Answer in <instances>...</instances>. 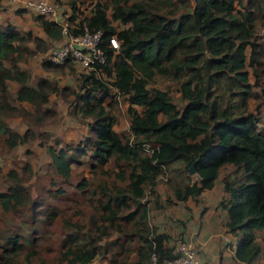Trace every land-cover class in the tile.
Here are the masks:
<instances>
[{
	"label": "trees",
	"instance_id": "trees-1",
	"mask_svg": "<svg viewBox=\"0 0 264 264\" xmlns=\"http://www.w3.org/2000/svg\"><path fill=\"white\" fill-rule=\"evenodd\" d=\"M65 1L70 30L100 29L105 54L103 62L78 73L74 88L65 87L73 96L72 113L85 120L80 141L56 147L54 139L45 146L51 174L46 192L56 197L71 187V208L60 212L51 200L31 196L22 179L32 173L29 160L20 173L10 167L0 189V264H45L43 226L54 219L60 222L55 264H99L94 258L150 264L151 255L157 261L171 257L165 234L148 220L150 205L158 204L160 176L166 173L173 198L183 201L210 188L224 164L232 169L221 176L218 204L234 237L235 264L253 260L260 249L254 229L264 228V120L258 103L247 100L257 95L249 74L257 78V66L264 68V44L254 36L255 21L264 30V0H87L86 12L79 0ZM33 18L46 37H63L59 22L40 13ZM112 34L115 49L107 45ZM29 40L37 50L47 47L30 29L0 22V134L9 149L30 138L32 129L18 132L5 115L21 113L38 124L52 110L41 104L54 84L42 76L28 82L18 64L34 50ZM71 62L41 61L60 67ZM8 80L17 83L14 95ZM117 96L126 103L123 131L113 126ZM11 97L31 103L32 110L12 104Z\"/></svg>",
	"mask_w": 264,
	"mask_h": 264
},
{
	"label": "rangeland",
	"instance_id": "rangeland-1",
	"mask_svg": "<svg viewBox=\"0 0 264 264\" xmlns=\"http://www.w3.org/2000/svg\"><path fill=\"white\" fill-rule=\"evenodd\" d=\"M57 1L59 4H61L60 0ZM61 2L63 3V0ZM87 3V0H79L78 6L81 7L84 12H86L85 7ZM29 14L31 17H33V13ZM21 21L23 22V24L26 22L24 19H21ZM255 23L256 25L254 36L256 37V41H262V43L264 44V37H261V33L264 32L263 25L262 23L259 24V21H255ZM18 28L27 29L20 25L18 26ZM59 44L60 43L56 45ZM31 45L32 47H34L33 52L30 55L26 56L25 59L19 60L18 64L27 72L28 82H33L36 76H42L45 77L50 83L54 84V88L50 89L47 94L46 101L41 104V107L51 108L52 110L44 114L38 124H31L30 120L32 119L24 117L21 113L5 115V122H7V124L11 128L17 130L20 133L23 132L25 129H29V131H31L30 129H32V136L26 141L17 142L12 148L9 149L5 145L4 136L0 134V189H2L8 182V180L3 177V174H5L9 168L14 166L15 170L20 173V165L24 164L23 161L29 160L32 167V173L29 174V176H27L26 174H22V179H24L23 182L25 183V185L29 187V192L31 196L34 197L35 195H41L44 198L51 200L57 207L58 211L62 212V210L65 209L69 211L71 205L69 202L70 198L68 196V191L71 187L67 186L66 192L59 194L56 197H50L46 192V189L51 184L49 181L51 174L47 171L46 168L48 155L45 146L47 144L53 143L54 139L58 141L56 147H59L64 143H76L80 141L81 136L86 130V125L84 122L85 120L76 117V114L74 115V113H72V102H69V100L72 99L73 96L70 92L65 90V87L74 88L76 86L75 79L78 73L80 72V67L77 66V63L73 60H71V67L67 65H64L65 67L43 65L41 61L43 60V58L49 59L48 52L50 48L54 45L50 46L49 44H47V47L43 51L35 49V46L32 43ZM257 69V78L249 74L251 88L254 92H257V95H255L254 98L249 97L247 103L250 106H252L253 103H258V109L260 112L257 113V115L260 116V120H264L263 64L257 66ZM7 84L11 95H14V89L17 86V83L12 80H8ZM154 84L157 86H165L166 80H157L154 82ZM170 91L172 94H176L172 87L170 88ZM117 99L118 102L115 103V108L113 110L116 115V120L113 126L115 130L123 131L127 128L128 124V115L125 112L126 103L120 96H117ZM10 101L12 104L18 107H23L25 109L32 110V105L29 102L14 100L12 99V97ZM231 169L232 168L230 164H224L223 166H221L218 172V176L214 180L211 188H206L202 190L196 198L189 197L183 202L173 198L171 188L168 182L166 181V173H163L156 184L155 191L157 192V202L158 197L160 196V194H162L164 195L163 199L166 201V203L165 206L160 205L161 207H156V212L153 211V205H150L149 210H152L153 212H149L148 215L150 225L152 227L154 226V221L159 213H166V218L171 220L174 224L177 221L176 213L182 208H184V212L188 213L189 218H192L191 221H194V219L199 218L198 215L201 214V210H203L205 206L213 204V201L218 199V197L221 195V176L223 174H226ZM189 174L191 175L192 172H189ZM166 194H169L168 196L171 197L170 200L166 199ZM149 203H151V200ZM218 205L219 204L217 203V206ZM78 207H82L83 210H87V207L82 203L79 204ZM168 227L171 228V225H168ZM43 229H45V236L41 245L42 256L46 260L45 264H55L53 260V252L57 243L56 240L58 239V234L60 232V222L57 219L48 221V223L43 226ZM208 229L211 228L208 226ZM254 234L256 241L259 243L260 249L254 259L247 264H264V228H255ZM208 236L210 235L208 234ZM212 237L214 240V248L215 244H217L216 251L214 253L210 252L207 254L203 249L202 245L199 244V242H196L198 241L196 237L190 236L184 238L191 239V241L193 242V246L196 250L197 258L201 262L204 261V263L202 262L203 264H206L208 260L211 263L215 264L219 251H221L220 259L224 260V258L227 257L228 250H231L233 244V236L230 233L225 234L224 232H221L219 236L212 235L209 238L212 240ZM214 237L217 240L214 239ZM172 239L169 245L173 247L174 239ZM207 242L211 243L210 240ZM219 243L225 247L220 248ZM205 249L212 250L209 246ZM204 254L206 255L204 256ZM128 255L131 256L132 253H129ZM203 258L204 260H202ZM220 259H218L219 263ZM104 260L105 259L94 258L91 262L103 264ZM126 264H128V262Z\"/></svg>",
	"mask_w": 264,
	"mask_h": 264
},
{
	"label": "crops",
	"instance_id": "crops-1",
	"mask_svg": "<svg viewBox=\"0 0 264 264\" xmlns=\"http://www.w3.org/2000/svg\"><path fill=\"white\" fill-rule=\"evenodd\" d=\"M61 1L62 0H60L61 4H59L60 7H58V15H57L58 18L56 20L59 21L60 19H67L68 21V16L71 14L69 3L66 2L65 0H63V3ZM0 4H1L0 5V22H5L9 20L11 23L15 24L17 27L20 25L24 28L30 29L32 33L34 31L33 34L44 37L46 39L47 44H49L50 46L51 45L55 46L56 44L60 43V41L63 39L62 36L57 40L46 37L44 32L41 30L40 26L38 25V22L36 21V19L31 17L29 13L23 12L22 10H20L16 6L15 0H0ZM21 19H24L26 22L23 24ZM68 23L73 24L72 22H68ZM28 43L30 46H32L31 43L34 45V42L32 40H29ZM77 66L79 65L77 64ZM80 71H85V70L82 69V67H80ZM222 194H223V191H222V186H221V195ZM221 195L220 196L218 195L219 197L218 199H216L217 203ZM163 198H164V195L160 194V196L158 197L157 206H153L154 212L157 211L156 207H161L160 205L165 206L166 201ZM187 198L185 200H187ZM216 200L213 201L214 202L213 204H210L209 206H205V208L201 210L202 211L201 214L198 213L199 218L194 219V221H191L192 218H189L188 213L184 212V208H182L176 213L177 221L174 224L171 220L166 218V213L165 214L159 213L154 221V226H153L154 230L165 234L163 241L166 245L170 244V241L172 238L174 239L173 241V244H174L177 238L183 239V238L192 236V237H196V239L198 240L196 242H199V244L202 245L206 254L210 252L214 253L216 251L217 244H215V248H214L213 237H212L213 242L209 237L212 235L219 236L221 232H224L225 234L227 233L231 234V232L226 229V226L224 224L225 219H226V211L220 205L217 206ZM149 212L153 213L152 210L151 211L149 210ZM168 225H171V228H169ZM195 226H196V229H195ZM208 226L211 229H208ZM208 234L210 236H208ZM214 239L216 238L214 237ZM209 240L211 241V243L207 242ZM208 246L212 250L205 249V248H208ZM219 246L220 248L225 247L220 243H219ZM206 254H204V256ZM220 258H221V251L218 252V256L216 258L215 264H235L236 262L233 256L232 247L230 251L228 250L227 257L224 258V260ZM218 259H220V263ZM202 260H204V258ZM202 262L204 263V261ZM207 263L214 264V263H211L209 260ZM244 264H247V263H244Z\"/></svg>",
	"mask_w": 264,
	"mask_h": 264
},
{
	"label": "built area",
	"instance_id": "built-area-1",
	"mask_svg": "<svg viewBox=\"0 0 264 264\" xmlns=\"http://www.w3.org/2000/svg\"><path fill=\"white\" fill-rule=\"evenodd\" d=\"M16 6L28 13H40L51 19L58 18L59 3L57 0H15ZM63 39L59 45L52 46L48 52V58L54 62H62L67 58L75 61L85 71L92 68L95 63H101L105 54L100 46V29H82L73 33L68 25L67 19L59 21ZM107 45L112 49L118 47V40L114 34L107 39ZM175 252L171 257L157 261L151 255L150 264H203L198 260L196 250L191 239H179L173 244Z\"/></svg>",
	"mask_w": 264,
	"mask_h": 264
},
{
	"label": "water",
	"instance_id": "water-1",
	"mask_svg": "<svg viewBox=\"0 0 264 264\" xmlns=\"http://www.w3.org/2000/svg\"><path fill=\"white\" fill-rule=\"evenodd\" d=\"M188 169H189V170H188L189 172H193V166H192V163L189 165Z\"/></svg>",
	"mask_w": 264,
	"mask_h": 264
}]
</instances>
